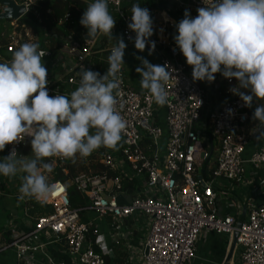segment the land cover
<instances>
[{
    "label": "built area",
    "instance_id": "built-area-1",
    "mask_svg": "<svg viewBox=\"0 0 264 264\" xmlns=\"http://www.w3.org/2000/svg\"><path fill=\"white\" fill-rule=\"evenodd\" d=\"M36 1L25 0L19 5H25L27 15ZM135 1L145 2L109 0V11L116 19L113 38L122 37L127 45L117 105L127 125L121 141L115 148L102 146L88 156L104 172H81L68 184L50 183L54 191L37 199L52 206L50 214L38 216L22 207L28 197L20 198L22 178L0 176V203L5 205L13 197L23 209L11 221V242L0 241V254L12 250L14 264H105L106 259L116 258L119 248L129 264H195L201 238L219 237L227 255L233 234L238 232L232 264H264V188L247 200L245 220L236 227L243 207L237 192L264 181V143L255 142L252 147L261 125L249 128L256 104L247 108L229 91L236 85L235 79L222 77L225 94L215 91L212 83L193 81L191 66L172 42L170 30L183 19L186 9L195 17L196 9L204 6L202 0H164V8H151L155 32L150 39L156 45L152 55L147 46L143 52L135 49V33L127 27L130 19L126 9ZM69 22L67 14L56 23L64 27ZM12 26L9 60L22 43H38L51 74L47 85L50 96L70 95L78 86L82 66L103 75L107 69L95 61L108 64L104 55L116 44L103 34L93 40L84 36L79 42L72 35H58L46 27L35 34L25 26L23 32L16 31L20 27L17 22ZM129 50H136L153 65L167 64L174 70L165 106H158L146 90L131 83L140 76L136 71L131 76L129 67L136 69L140 62L128 61ZM30 140L26 137L18 144L6 145L0 157L7 156L13 147L20 154ZM50 160L69 174L65 166L70 158ZM68 185L80 194L83 207H73ZM131 188L135 190L132 194ZM52 251L64 259H55Z\"/></svg>",
    "mask_w": 264,
    "mask_h": 264
},
{
    "label": "clouds",
    "instance_id": "clouds-1",
    "mask_svg": "<svg viewBox=\"0 0 264 264\" xmlns=\"http://www.w3.org/2000/svg\"><path fill=\"white\" fill-rule=\"evenodd\" d=\"M203 7L191 16L185 10L175 25L173 40L192 68L193 81L213 83L216 74L237 82L229 91L247 108L256 107L252 120L261 127L255 134L264 140V0H202ZM14 23V22H13ZM79 23L93 40L98 34L113 38L116 19L109 11V0H90ZM135 33V49L148 54L155 50L154 22L147 7L135 3L127 25ZM107 57L108 67L99 72L81 67L79 83L70 95H49L45 53L35 42H25L0 62V152L30 137L31 154L20 155L15 147L0 157V176L23 173L20 198H46L54 185L45 173L53 170L50 157H87L100 147L115 148L126 129L118 110L119 74L125 64L127 47L122 37ZM140 66V87L158 106L169 100L167 84L173 77L169 65H153L136 57ZM229 115L232 109H227Z\"/></svg>",
    "mask_w": 264,
    "mask_h": 264
},
{
    "label": "trees",
    "instance_id": "trees-1",
    "mask_svg": "<svg viewBox=\"0 0 264 264\" xmlns=\"http://www.w3.org/2000/svg\"><path fill=\"white\" fill-rule=\"evenodd\" d=\"M14 1H16L18 4H22L25 0ZM135 3L140 4L142 7H147L149 11L151 10V8L162 9L166 5V1L164 0H145V2L135 1L126 9V15L129 17V19L131 14V7ZM86 7L87 4L80 0H37L34 6L29 10L28 14L24 16L21 20L17 21V24L20 27L16 31L21 32L22 27L25 26L26 28L33 29L34 33L38 34L43 27H46L55 34L64 36L72 35L75 40L82 42L84 41V36H87V29L84 28L79 23V21ZM48 11H50V13H48ZM67 14L70 15V22L64 27H58L56 22L64 18ZM12 23L13 22L11 21H0V57L3 62L9 60L8 47L9 43L11 42L10 37L12 34ZM7 31L9 33H6ZM170 34L172 42L174 43L173 36L176 34L175 28L170 30ZM108 55L109 54L106 53L104 57H106L107 59ZM2 61L0 60V62ZM95 63L98 67L102 68L103 70L107 69L108 67V64H104L101 62L99 63V61L97 60L95 61ZM257 123L258 122L253 121L251 117L249 128L253 127V125ZM92 159L93 158L88 156L81 157L79 155L75 156L74 158H70L69 163L67 164V166H65L69 172L68 175H65L61 169L54 167L53 165V170L50 173H45V175L47 176V180L49 179V175L52 177L48 180L49 183L60 181L68 184L71 178L81 172L89 173L91 170H98L99 172H104V168H101L100 166H98V164H94ZM47 160L51 161L50 158H47ZM127 187L128 186L125 183V188ZM129 190L131 194L132 192H135V190L132 188ZM68 197L73 207L78 208L84 206L82 197L71 185H68ZM25 206L30 210L32 214L35 213L37 215H45L52 213V206L38 201L35 197H27ZM81 216L82 219L85 220V215L81 214ZM1 234H3V236L1 237V241H3L4 239H8L6 240L7 243L11 242V240L9 239L10 235H8V232H4L2 231V229H0V235ZM52 255L57 260L64 259L60 254H57L53 251ZM105 264H129V262L127 256L122 253L119 248H116V258L113 261L106 259Z\"/></svg>",
    "mask_w": 264,
    "mask_h": 264
},
{
    "label": "crops",
    "instance_id": "crops-1",
    "mask_svg": "<svg viewBox=\"0 0 264 264\" xmlns=\"http://www.w3.org/2000/svg\"><path fill=\"white\" fill-rule=\"evenodd\" d=\"M126 55L129 56L128 61L137 59L136 57L140 56L136 50H129L126 52ZM128 71L130 72L131 76L135 74V68L134 67L132 68V66L129 67ZM53 78L54 80L57 79L56 77ZM47 79H51L50 71H48ZM221 80H223L222 76L216 74V79L212 83V88L215 91L220 90L225 94L227 88L226 85L224 84V80L223 81ZM131 83L134 84L136 87H140V81L135 78L132 79ZM217 83H220L219 86L216 85ZM259 103H264V101H259ZM254 143L259 145L264 142L259 143V141L254 138L252 147L256 146L254 145ZM3 152H0V156H2ZM30 154H31V144L27 142L26 144H24L20 155L28 156ZM16 176L22 178L23 173H18ZM261 176H264V172L261 174ZM246 178L248 179L250 178V176L249 177L246 176ZM262 182L264 183V181ZM263 183L256 181L255 183L251 184L250 187H243L241 191L237 192V199L239 201H242L244 205L247 202V200H249L255 193H257L258 189L264 188ZM24 205L25 202L22 203V207ZM224 208L225 207L222 206L221 211L224 210ZM0 210L2 211L0 214V229H2V231L4 232H8L9 233L8 235L11 236V231H12L11 221L15 216H18L16 214H19V212L23 213V209L20 207V204H18V200L16 198L11 197L9 198V200H7V203L5 205L0 203ZM20 230L21 232H23L24 229L20 228ZM2 236L3 234L0 235V241L2 240L1 238ZM10 236L9 239H11ZM6 240L4 239L1 242H5ZM225 256L226 255H225L224 243L221 241V239L215 235H208L205 238V240L201 238L200 242L198 243L197 260L195 264H222ZM13 257H14V252L12 250H9L5 253H1L0 264H14ZM42 259L43 256H40L39 260Z\"/></svg>",
    "mask_w": 264,
    "mask_h": 264
},
{
    "label": "water",
    "instance_id": "water-1",
    "mask_svg": "<svg viewBox=\"0 0 264 264\" xmlns=\"http://www.w3.org/2000/svg\"><path fill=\"white\" fill-rule=\"evenodd\" d=\"M0 4L2 6V10L0 12V21H11V22H17L21 20L27 13L25 5H19L16 1L14 0H0ZM223 81V80H221ZM220 83H217L216 85L219 86ZM214 107L212 106V111ZM209 139L212 141L211 134H209ZM212 144V143H211ZM212 148H211V154H212ZM201 158H204V154H201ZM207 161L205 162L203 166V171L206 168ZM246 206L247 204L245 203L242 207V213L238 218L236 227L240 228L241 225L243 224L246 216ZM237 238H238V232H235L233 234L230 247L228 249L227 255L224 259L223 264H232V260L235 254L236 250V244H237Z\"/></svg>",
    "mask_w": 264,
    "mask_h": 264
},
{
    "label": "rangeland",
    "instance_id": "rangeland-1",
    "mask_svg": "<svg viewBox=\"0 0 264 264\" xmlns=\"http://www.w3.org/2000/svg\"><path fill=\"white\" fill-rule=\"evenodd\" d=\"M13 31H14V27L11 28V32H12V33H13ZM6 33H9V32L7 31ZM0 60L2 61L1 57H0ZM2 62H3V61H2ZM29 143H30V142H29ZM48 178L51 179L52 177L48 175ZM49 179H48V180H49ZM233 194H234V193H232L231 196H232ZM83 203L85 204L84 201H83ZM1 212H2V211L0 210V214H1Z\"/></svg>",
    "mask_w": 264,
    "mask_h": 264
}]
</instances>
